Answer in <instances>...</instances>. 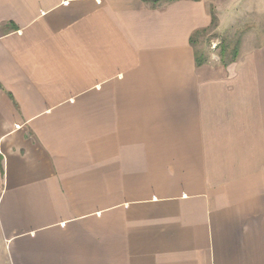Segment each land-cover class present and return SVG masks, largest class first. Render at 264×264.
<instances>
[{
  "label": "crops",
  "instance_id": "crops-1",
  "mask_svg": "<svg viewBox=\"0 0 264 264\" xmlns=\"http://www.w3.org/2000/svg\"><path fill=\"white\" fill-rule=\"evenodd\" d=\"M252 2L0 0V264H264V39L190 42Z\"/></svg>",
  "mask_w": 264,
  "mask_h": 264
},
{
  "label": "rangeland",
  "instance_id": "rangeland-1",
  "mask_svg": "<svg viewBox=\"0 0 264 264\" xmlns=\"http://www.w3.org/2000/svg\"><path fill=\"white\" fill-rule=\"evenodd\" d=\"M243 18L235 26L216 32L214 35H208L198 40V49L204 51L210 58L213 54L218 56L221 44L225 40L226 45L232 48L241 36L242 43H248L249 48H255L264 39V12L261 7H257L255 2L241 7ZM226 20L231 18V14L227 15L223 12ZM257 43V44H256ZM215 51V52H214ZM212 61V58H211Z\"/></svg>",
  "mask_w": 264,
  "mask_h": 264
},
{
  "label": "trees",
  "instance_id": "trees-1",
  "mask_svg": "<svg viewBox=\"0 0 264 264\" xmlns=\"http://www.w3.org/2000/svg\"><path fill=\"white\" fill-rule=\"evenodd\" d=\"M141 1L151 5L152 7H157L165 3L173 2L175 0H141ZM211 18H212V24L210 28L196 31L192 34L190 38L191 45L195 49V59H196V64L198 66H202L206 64L210 59V57L204 51L198 49V40L202 37L205 38L208 35L212 36L216 34L218 18L213 9H211ZM240 45H241V36H239V39L236 41L235 45L232 48H230L229 45H226L225 40H223L218 57L220 59L221 64L225 68L236 61L239 55ZM2 176H3V158L0 156V180Z\"/></svg>",
  "mask_w": 264,
  "mask_h": 264
}]
</instances>
